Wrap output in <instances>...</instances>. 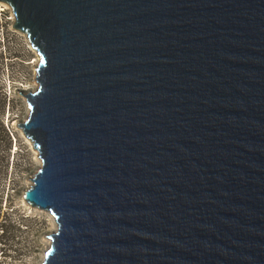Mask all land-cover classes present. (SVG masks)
Segmentation results:
<instances>
[{"label": "water", "instance_id": "95a60500", "mask_svg": "<svg viewBox=\"0 0 264 264\" xmlns=\"http://www.w3.org/2000/svg\"><path fill=\"white\" fill-rule=\"evenodd\" d=\"M0 3L40 57L42 264H264V0Z\"/></svg>", "mask_w": 264, "mask_h": 264}, {"label": "rangeland", "instance_id": "374dc122", "mask_svg": "<svg viewBox=\"0 0 264 264\" xmlns=\"http://www.w3.org/2000/svg\"><path fill=\"white\" fill-rule=\"evenodd\" d=\"M39 60L27 36L14 29L12 11L0 3V90L7 96L3 120L11 139V148L7 147L6 158L0 161V200L4 199L0 224L8 221L11 226L6 239L0 238V248L4 249L0 264H42L51 244L49 236L57 230V222L49 211L31 206L23 197L42 166L32 142L19 127L29 115L24 95L38 87ZM2 97L0 94V105Z\"/></svg>", "mask_w": 264, "mask_h": 264}, {"label": "trees", "instance_id": "16d2710c", "mask_svg": "<svg viewBox=\"0 0 264 264\" xmlns=\"http://www.w3.org/2000/svg\"><path fill=\"white\" fill-rule=\"evenodd\" d=\"M4 14H5V16H7V12H5ZM0 94H1V96H3L2 97L3 99H2V102L0 105V134H2V136L0 135V147L3 148L0 151V161H3V159L6 158V155H4V154H6V152L8 151V150H6L7 147L9 146L8 149L11 148V139L9 136L8 129L5 127L4 120H3V116L5 114L6 103H7V96L5 94H3V90H0ZM7 165H8V159H7L6 169H7ZM2 200H4V199L2 198L0 200V217L2 216V213H3ZM4 217H6V219H8V217L6 215ZM8 224H9L8 221L0 224V228H1V230H3V233L0 234V238L3 241L6 239V237L8 235L9 227H11L10 224H9V226H8ZM0 253H4V249L0 248Z\"/></svg>", "mask_w": 264, "mask_h": 264}]
</instances>
